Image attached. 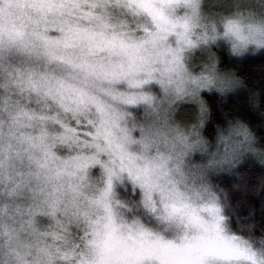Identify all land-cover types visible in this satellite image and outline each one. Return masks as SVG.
<instances>
[{
	"label": "clouds",
	"instance_id": "9594fccd",
	"mask_svg": "<svg viewBox=\"0 0 264 264\" xmlns=\"http://www.w3.org/2000/svg\"><path fill=\"white\" fill-rule=\"evenodd\" d=\"M260 56L264 0H0V264H264Z\"/></svg>",
	"mask_w": 264,
	"mask_h": 264
},
{
	"label": "trees",
	"instance_id": "16d2710c",
	"mask_svg": "<svg viewBox=\"0 0 264 264\" xmlns=\"http://www.w3.org/2000/svg\"><path fill=\"white\" fill-rule=\"evenodd\" d=\"M221 55H223V53H221ZM225 63H227L226 58H225ZM236 63H243V65H244V67L240 70L239 74L242 75L245 72H248L249 75H252L253 74L252 73V66L256 65V64L264 63V56L249 57L242 62H238V61L234 60L233 64H236ZM259 87H260L261 92H262V97H261L262 106H264V80L261 81V84ZM205 96L208 99L209 103L213 105V108L215 110V101L217 100V96L215 94H213L211 96H208L207 94H205ZM246 99H247V92H245L244 90H241L236 95L229 97L228 105H226L225 107H231L233 104L236 103L237 100H246ZM242 115L245 118L251 119L254 123L259 122L258 118L251 111L244 112V113H242ZM214 119L218 122H222L219 112H215ZM212 131H213L212 125L209 124L208 128H207V132L211 133ZM261 133L264 134V129L261 130Z\"/></svg>",
	"mask_w": 264,
	"mask_h": 264
}]
</instances>
